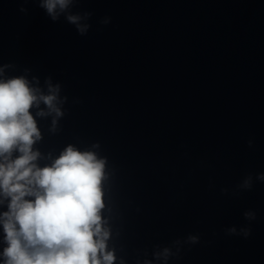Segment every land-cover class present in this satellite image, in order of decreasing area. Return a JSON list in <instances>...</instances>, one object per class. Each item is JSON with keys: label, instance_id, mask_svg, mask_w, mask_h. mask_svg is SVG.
Masks as SVG:
<instances>
[{"label": "clouds", "instance_id": "9594fccd", "mask_svg": "<svg viewBox=\"0 0 264 264\" xmlns=\"http://www.w3.org/2000/svg\"><path fill=\"white\" fill-rule=\"evenodd\" d=\"M19 2L38 3L53 22L63 16L81 36L91 27V12L72 11L82 0ZM27 11L20 8L22 13ZM109 22L108 18L101 21ZM10 67L13 65H0V205L7 201V210L0 212L6 244L0 264H114L116 256L107 245L110 229L101 214L106 158L69 144L54 159L49 154L51 163L40 167L36 162L41 153L33 149L42 139L37 117L52 116L50 130L56 131L58 119L64 115L61 84L47 76L42 87L37 76L29 79V69L7 76L5 70ZM96 147L99 145L94 144ZM257 179L264 181V173ZM242 187L251 188L250 176ZM245 216L254 218V213ZM244 234L249 235V230ZM197 239L189 237L193 243ZM169 254L165 248L163 255Z\"/></svg>", "mask_w": 264, "mask_h": 264}]
</instances>
